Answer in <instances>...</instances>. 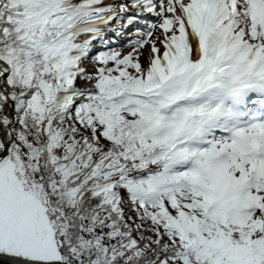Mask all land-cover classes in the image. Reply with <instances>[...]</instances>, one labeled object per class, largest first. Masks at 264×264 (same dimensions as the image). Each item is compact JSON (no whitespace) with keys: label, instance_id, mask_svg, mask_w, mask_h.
Wrapping results in <instances>:
<instances>
[{"label":"snow or ice","instance_id":"1","mask_svg":"<svg viewBox=\"0 0 264 264\" xmlns=\"http://www.w3.org/2000/svg\"><path fill=\"white\" fill-rule=\"evenodd\" d=\"M0 264H264V0H0Z\"/></svg>","mask_w":264,"mask_h":264}]
</instances>
